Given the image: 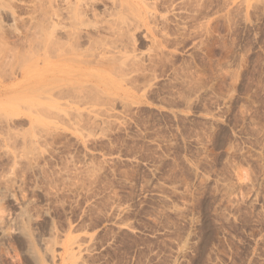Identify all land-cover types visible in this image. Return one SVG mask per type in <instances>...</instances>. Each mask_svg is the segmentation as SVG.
<instances>
[{"label":"rangeland","instance_id":"1","mask_svg":"<svg viewBox=\"0 0 264 264\" xmlns=\"http://www.w3.org/2000/svg\"><path fill=\"white\" fill-rule=\"evenodd\" d=\"M78 1L0 0V264H264V0Z\"/></svg>","mask_w":264,"mask_h":264},{"label":"bare ground","instance_id":"2","mask_svg":"<svg viewBox=\"0 0 264 264\" xmlns=\"http://www.w3.org/2000/svg\"><path fill=\"white\" fill-rule=\"evenodd\" d=\"M77 1V0H76ZM78 2H81V0H79ZM31 246V245H30ZM36 255V254H35ZM35 257H37V256H35Z\"/></svg>","mask_w":264,"mask_h":264}]
</instances>
